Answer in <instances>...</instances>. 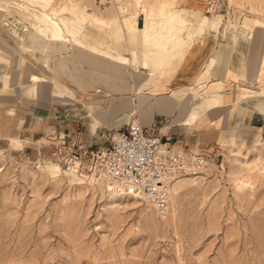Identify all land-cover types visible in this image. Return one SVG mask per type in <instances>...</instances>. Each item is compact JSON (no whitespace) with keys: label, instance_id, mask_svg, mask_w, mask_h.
<instances>
[{"label":"rangeland","instance_id":"obj_1","mask_svg":"<svg viewBox=\"0 0 264 264\" xmlns=\"http://www.w3.org/2000/svg\"><path fill=\"white\" fill-rule=\"evenodd\" d=\"M16 1L48 14L71 40L75 33L64 27L65 17L74 11L81 15L84 9V17L92 16L98 24L83 27L92 26L94 33L105 26L116 29L112 25L142 28L137 25L139 15L144 24L142 7L156 15L171 4L193 28L206 15L215 21L214 31L232 34L233 44L240 39L249 44L248 67L254 72L248 71L247 78L264 83V33L257 24L264 21V0H141L139 6L136 0ZM121 6L127 12L122 13ZM19 11L26 13L12 12ZM2 24L0 37L10 41L9 32L14 31ZM128 45L131 53L124 54L133 66L136 53L132 41ZM93 57L100 63L108 60ZM244 94L264 99V87ZM55 113L52 122L40 124L34 139L15 136L0 142V264H264L260 134L246 141L234 130L222 132L219 147L199 152L206 159L203 171L179 180L168 213L160 216L141 199L115 195L104 179L51 158V151L63 142L69 153L78 146H104L109 126L93 133L81 126L71 130L65 123L78 118L60 105ZM35 127L32 121L24 123L25 130ZM38 160L49 161L36 167ZM53 164L58 172L51 171Z\"/></svg>","mask_w":264,"mask_h":264},{"label":"crops","instance_id":"obj_2","mask_svg":"<svg viewBox=\"0 0 264 264\" xmlns=\"http://www.w3.org/2000/svg\"><path fill=\"white\" fill-rule=\"evenodd\" d=\"M140 19L139 15L138 26L143 25ZM112 26L116 29L103 27L95 34L92 26L82 27L78 51L64 30L67 45L55 51L73 52L85 65L77 64L76 57H60L46 65L40 54L23 48L16 33L3 26L12 39L0 37V142L15 136L34 139L40 124L55 119L59 105L78 118L65 123L71 130L81 126L93 133L102 126H118L135 112L148 134L165 136L174 147L194 154L219 147L227 130L246 141L260 134L264 141V99L244 94L264 87L247 78V42L233 44L232 34L220 28H207L200 37L185 34L176 48L164 49L155 68L157 58L137 44L133 28ZM131 41L133 66L124 54L131 53ZM94 55L108 60L100 63ZM29 121L36 129L25 130Z\"/></svg>","mask_w":264,"mask_h":264},{"label":"built area","instance_id":"obj_3","mask_svg":"<svg viewBox=\"0 0 264 264\" xmlns=\"http://www.w3.org/2000/svg\"><path fill=\"white\" fill-rule=\"evenodd\" d=\"M131 116L118 126L106 128L104 146H78L69 153L63 142L54 147L51 158L103 176L115 191L138 193L164 216L169 210L170 184L179 177L202 172L206 159L200 153L179 154L169 138L148 134L136 113ZM42 164L44 161L38 160L36 167Z\"/></svg>","mask_w":264,"mask_h":264},{"label":"bare ground","instance_id":"obj_4","mask_svg":"<svg viewBox=\"0 0 264 264\" xmlns=\"http://www.w3.org/2000/svg\"><path fill=\"white\" fill-rule=\"evenodd\" d=\"M140 3L141 0H136V5L139 6ZM126 8L121 6V12H127ZM18 9L26 11V13L21 11H19L20 13L12 12L13 10L18 11ZM157 11L158 14L154 15L151 12H147L144 7H142V14L145 16L142 28H136V24L135 26L131 25L135 32L136 41H140L137 43H140L148 53L154 54L157 58V61H155V64L153 65L155 68H157V66L159 65L161 55L165 51L164 49H166L167 47L170 50L176 48L184 41L185 34L187 38L200 37L205 32V29L213 27L215 24V21L213 19L209 18L206 15H202L198 19L197 25L194 29V25L181 15V10H177L171 4L163 6V8L160 7V9H158ZM86 12L87 9H84L81 15L77 14V12L75 11L72 12L70 18L65 17V19L68 21L63 24L67 30V26L69 25L71 30H73L75 33V37L72 41V49L76 51L80 50L79 45H81L80 29L86 23L93 24L96 22V19L92 16L90 18L87 17L88 19L84 17L86 15ZM0 16L4 20H6V22L7 18H13L12 21L9 22V25H7L5 22L6 28L13 29L14 32L16 31L15 33L17 35V39L20 40V45L25 49H32L34 52L40 54L42 58L41 60L44 64L49 65L52 60L55 61L60 57L72 58L74 60L77 56L73 52L71 53V55L67 54L66 49L65 53H57L55 51V48L59 47L60 45H63L65 48L66 40L64 39L63 31L60 26L50 18L48 14L36 10L32 5L21 3L16 0H0ZM257 24L264 33V21H257ZM47 32H50V34H47ZM53 54L54 58H52ZM117 57L119 58L121 56L117 55ZM76 59L78 58L76 57ZM77 62V64L79 65H85L83 60L78 59ZM69 81L74 83L73 80ZM189 122H192V120H189ZM174 151L178 152L179 154H194L191 151L185 152L182 149H175V147ZM37 158L39 159V157ZM48 161L49 160L44 161V164ZM50 169L52 172L59 171V168L55 164L51 165ZM80 171L84 172V169ZM84 173L104 179L107 182L108 186L112 189L110 183L103 176H97L88 171H85ZM183 177L185 176L175 179L170 184V203L171 200H173L172 190L174 194L177 187L179 186V180ZM113 192L115 195H127L131 198H135L138 200L141 199L147 205H149L152 210L156 212L151 204L145 201L138 193L134 191L129 193L113 190Z\"/></svg>","mask_w":264,"mask_h":264}]
</instances>
